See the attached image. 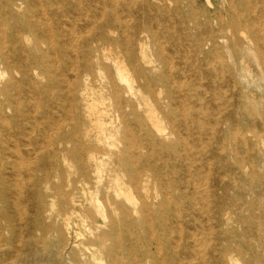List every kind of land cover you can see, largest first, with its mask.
<instances>
[{
	"label": "bare ground",
	"instance_id": "6f19581e",
	"mask_svg": "<svg viewBox=\"0 0 264 264\" xmlns=\"http://www.w3.org/2000/svg\"><path fill=\"white\" fill-rule=\"evenodd\" d=\"M234 252L264 264V0H0V264Z\"/></svg>",
	"mask_w": 264,
	"mask_h": 264
},
{
	"label": "rangeland",
	"instance_id": "374dc122",
	"mask_svg": "<svg viewBox=\"0 0 264 264\" xmlns=\"http://www.w3.org/2000/svg\"><path fill=\"white\" fill-rule=\"evenodd\" d=\"M44 47H46V46L44 45ZM231 192H233V191H231ZM213 209H216V204H215V207ZM244 214H248V211H245ZM231 216H232V220L228 225L229 229H237V231H243V232H245L248 229V224H243V223L238 222L235 214H232ZM230 256L234 259V264H246L244 262V259L240 255H238L237 253L234 252ZM247 257L249 258L250 254H248ZM208 264H214V263L209 262Z\"/></svg>",
	"mask_w": 264,
	"mask_h": 264
}]
</instances>
